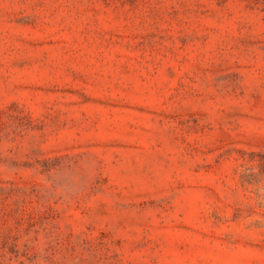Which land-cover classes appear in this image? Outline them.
Segmentation results:
<instances>
[{"label": "rangeland", "instance_id": "1", "mask_svg": "<svg viewBox=\"0 0 264 264\" xmlns=\"http://www.w3.org/2000/svg\"><path fill=\"white\" fill-rule=\"evenodd\" d=\"M0 264H264V0H0Z\"/></svg>", "mask_w": 264, "mask_h": 264}]
</instances>
